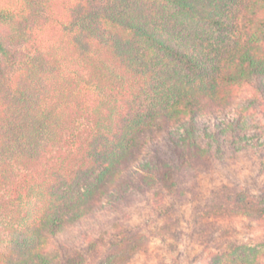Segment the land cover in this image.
<instances>
[{
  "label": "trees",
  "instance_id": "trees-1",
  "mask_svg": "<svg viewBox=\"0 0 264 264\" xmlns=\"http://www.w3.org/2000/svg\"><path fill=\"white\" fill-rule=\"evenodd\" d=\"M256 104L264 0H0V264H86L64 233L132 189L176 186L227 146L264 154ZM234 191L202 215L264 220V186ZM113 226L92 256L126 264L147 240ZM197 240L206 264H264L254 232L211 223Z\"/></svg>",
  "mask_w": 264,
  "mask_h": 264
},
{
  "label": "rangeland",
  "instance_id": "rangeland-1",
  "mask_svg": "<svg viewBox=\"0 0 264 264\" xmlns=\"http://www.w3.org/2000/svg\"><path fill=\"white\" fill-rule=\"evenodd\" d=\"M251 95L245 92L240 101L246 106ZM257 106V110L252 108L248 114L258 111L256 121L264 125V104ZM225 150L227 154L224 160L202 165L195 172L193 170L195 174L192 177L186 175L191 171L187 166L177 171L175 180L178 177L179 180L176 186L161 187L146 193L132 189L128 203L115 210L107 209L89 216L67 230L64 233L66 237H75L68 245L71 254L77 252L86 256V264L103 263V256H92L94 252L91 253L90 246L95 243L98 252H104L109 240L117 233L113 226L115 224L147 240L145 250L126 264H206L208 255L197 240V232L211 223L239 234L254 232L264 241V220L255 221L242 216L210 220L202 215L215 192L225 186L251 199L258 198L264 186L262 151L248 150L234 154L229 146ZM87 235L89 239H86Z\"/></svg>",
  "mask_w": 264,
  "mask_h": 264
}]
</instances>
